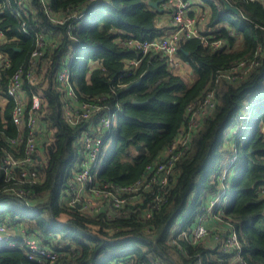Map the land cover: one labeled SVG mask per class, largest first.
Returning <instances> with one entry per match:
<instances>
[{
	"label": "trees",
	"instance_id": "16d2710c",
	"mask_svg": "<svg viewBox=\"0 0 264 264\" xmlns=\"http://www.w3.org/2000/svg\"><path fill=\"white\" fill-rule=\"evenodd\" d=\"M48 1L54 13L70 15L64 23L49 18L39 0H28L27 15L19 18L10 13L15 0H3L6 6L0 12V28L5 33L0 50L11 60L9 68L0 70L3 95L9 76L17 65L26 66L34 47L21 23L27 29L46 31L54 39L43 56L37 83L30 85L42 89L38 121L53 131L46 148L48 162L35 184L7 178L0 169V220L13 232L34 234L58 256L53 263L47 258L42 262L29 259L26 246L18 241L13 247L0 246V264H237L218 239L192 243L175 231L190 229L207 212L232 153L238 161L228 176L237 173L223 183L230 199L219 212L222 226L210 219L206 225L221 237L231 222L246 263L264 264V0H192L189 15L194 10L206 13L197 24L199 32L222 38L224 43L211 49L196 36L177 39V57L185 62L191 78L173 69L160 51L142 53L126 43L168 31L160 16L169 8L161 3L158 9L148 0ZM225 1L237 12L227 8ZM70 55V77L79 99L99 98L101 113L113 110V128L117 122L109 152L113 129L104 136L103 158L91 185L109 182L122 187L140 181L123 192L126 212L118 216L107 218L100 210L82 213L59 202L76 162L75 139L84 129L82 124L68 125L60 115L63 90L54 74L62 58ZM131 58L138 59V64L127 73ZM138 79L139 83L127 88ZM209 92L212 104L203 115ZM134 99L147 101L134 103ZM11 106L8 101L0 111V155L4 149L17 155L24 152L25 146L10 147L6 141L18 135ZM195 113L203 116L189 132L186 148L176 145L166 154L186 134ZM244 113L243 128L230 133ZM19 135L26 138L24 130ZM169 158L171 170L163 190L153 184L150 192L146 165ZM20 187L33 190L34 197L21 199L14 192ZM156 195L160 196L155 201ZM216 212L218 207L213 215ZM63 213L70 218L61 225L57 219Z\"/></svg>",
	"mask_w": 264,
	"mask_h": 264
},
{
	"label": "built area",
	"instance_id": "2783aa9c",
	"mask_svg": "<svg viewBox=\"0 0 264 264\" xmlns=\"http://www.w3.org/2000/svg\"><path fill=\"white\" fill-rule=\"evenodd\" d=\"M39 1L43 5L45 14L58 23H64L65 19L70 16L54 13L50 9L48 0ZM191 4L192 0H164L161 5L169 8L166 15L172 23V28L165 34L156 35L151 38H131L127 40V43L140 50L142 53H146L150 50L160 51L166 56L170 66H174L176 63V42L180 36L184 38L196 36L199 38L202 45L209 46L211 49L221 47L224 43L222 38H216L213 37V35L209 36L199 32L197 24L205 19L206 13L204 14L201 10H196L193 16L189 15L188 11L192 9ZM27 5L28 0H15V5L11 8V16L19 18L22 15H27ZM5 6L3 0H0V12H2ZM71 15L74 16V13ZM21 27L34 42V47L29 53L26 66L17 65V69L9 76L4 88L5 95L0 92V111L4 110L8 101L12 102L10 110L11 121L17 126L18 135L8 136L6 141L10 147L20 145L25 147L24 152L20 155L4 149L3 155H0V169H3V174L7 178L35 184L40 181L43 176V168L48 162L46 148L51 144L53 131L52 128H48L44 123L38 121V116L41 115V102L44 96L39 86L30 88V85L37 83L42 71L43 61L45 60L43 56L49 51L46 49L54 45V39L46 31L35 28L27 29L24 22L21 23ZM6 30H8V28ZM4 36L5 33L3 29L0 28V40H2ZM70 58L71 55L68 59L62 58L61 64L54 74L56 83L59 84L63 90L60 115L63 121L68 125L74 127L82 124L84 129L75 139L76 143L74 144V148L77 154L76 162H74L71 170V176L67 179L65 187L60 193L59 202L71 207H77L82 213H93L100 210L106 213L107 218L114 215L118 216L126 212L124 208L126 197L123 195V192L132 190L140 181H137L134 186L122 187L120 185H112V183L108 184L109 182L102 184L101 187L91 185L99 169L101 159L103 158V154L101 156V147L104 136L113 129L115 113L113 110L101 113L102 106L98 102L99 98L87 100L79 99L73 87V80L70 77L68 66ZM137 64L138 59H129L126 72L130 73L131 66H136ZM10 65V58L0 50V70L9 68ZM25 81L28 85L24 84ZM211 97L212 94L209 92L204 101L202 114H205L206 110H208L212 104ZM65 98L68 100H65ZM202 116L201 113H195L190 121V128L186 134L178 137L172 143L171 148L166 150V154L176 145H183L186 148L188 134L199 126ZM83 122H86L85 125ZM21 130H24L26 134L24 140L19 135ZM171 161L172 158H169L166 161L150 162L146 165V171L149 174V182L146 185L149 186L150 192H153V184H157L160 191L163 190L171 170ZM237 161L238 157L235 153H232L226 159L222 171L220 172L224 174L221 177L219 176L221 188L216 195L209 199L207 212L202 214L196 224L190 229L180 230L176 228L175 231L178 232L177 235H179L180 238L186 239L192 243L201 242L207 237L215 241L218 239L222 244V249L225 252L233 254L231 259L235 263L247 264L240 252L241 244L239 242L238 233L231 222H228V230L221 237H219L218 230L209 228L206 225L209 217L208 214L212 213L209 209L214 210V208L218 207L216 215H213V213L212 215L220 220L219 212L222 206L224 207L229 203L230 196L226 194L223 183L229 182L227 180H231L233 176L236 175L237 172L233 171L232 175L229 177L228 170ZM109 186H111V188H108ZM14 192L23 200H25L24 198L32 199L35 195L33 190L26 187L15 189ZM62 196L64 200L61 199ZM159 196L160 195H156L153 199L156 201ZM209 205H211V207ZM63 214L66 218L61 223H66L69 221L70 216L66 213ZM37 240L34 234L30 235L13 232L10 230L8 224L0 220V246L5 244L6 247H13L17 245L18 241H21V245L26 246L29 259L42 262L44 260L43 258H47L50 263H53L58 256L57 251L42 246Z\"/></svg>",
	"mask_w": 264,
	"mask_h": 264
},
{
	"label": "crops",
	"instance_id": "0c3cea01",
	"mask_svg": "<svg viewBox=\"0 0 264 264\" xmlns=\"http://www.w3.org/2000/svg\"><path fill=\"white\" fill-rule=\"evenodd\" d=\"M160 21L162 23H164L166 26H168V29L169 30L170 28H172V23L170 22V20L168 19L167 15L164 14V15H161L160 16ZM173 69H176L178 70L181 74H185V76L191 78L192 75H191V71H189L186 66H185V62H183L182 60L178 59V57L176 56V63L174 64V66H171ZM213 213V210L210 209ZM212 213H209V217L208 219L212 220V222H215L216 220L218 221V224L220 225V227L222 226V222H220L218 219H216ZM207 219V220H208ZM209 228H213V226L209 227ZM207 238H210V237H207ZM212 239V238H211ZM215 241L212 239V242Z\"/></svg>",
	"mask_w": 264,
	"mask_h": 264
},
{
	"label": "rangeland",
	"instance_id": "374dc122",
	"mask_svg": "<svg viewBox=\"0 0 264 264\" xmlns=\"http://www.w3.org/2000/svg\"><path fill=\"white\" fill-rule=\"evenodd\" d=\"M198 11H199V10H198ZM194 12H195V10H194ZM187 76H188V75H187ZM243 117H247V114H246V113L242 114L241 117H240V120H238V122H237L236 124L233 125V128L230 129V130L228 129L230 133L235 132V131L237 130V128H239L240 130L243 128V127L241 126V123H240V122L242 121ZM116 128H117V122L115 121V123H114V128H113V134H112V137L109 139V143H108V145H107V146H108V149H107L108 151H107V152H109L110 147L112 146L113 139H114V135H115V132H116ZM223 174H224V173H220V177L223 176ZM61 199L64 200V197L62 196ZM227 202H228V201H227ZM209 206L211 207V205H209ZM210 207H209V208H210ZM209 210H210V209H209ZM27 212H28V213H31L30 211H27ZM65 218H66V217L64 216V214H61L60 217L58 218V222L62 225L61 222L64 221Z\"/></svg>",
	"mask_w": 264,
	"mask_h": 264
},
{
	"label": "water",
	"instance_id": "95a60500",
	"mask_svg": "<svg viewBox=\"0 0 264 264\" xmlns=\"http://www.w3.org/2000/svg\"><path fill=\"white\" fill-rule=\"evenodd\" d=\"M163 1H164V0H148V4H149L150 6H152V7H156V8H158V9H161V8L158 7V6H159V4L162 3ZM225 4H226L227 8H229L230 10H232V11H234V12H237V8H236V7L230 5V4H229L228 2H226V1H225ZM15 49H19V47H15ZM139 81H140V80L138 79V80H136V81H134V82L129 83V84L127 85V88H130V87L134 86L135 84L139 83ZM145 101H147V99H145V100H137V99H134V100H133L134 103H143V102H145ZM137 148H138V147H137ZM77 206H79V205H77Z\"/></svg>",
	"mask_w": 264,
	"mask_h": 264
},
{
	"label": "bare ground",
	"instance_id": "6f19581e",
	"mask_svg": "<svg viewBox=\"0 0 264 264\" xmlns=\"http://www.w3.org/2000/svg\"><path fill=\"white\" fill-rule=\"evenodd\" d=\"M126 43H127V41H126ZM128 44V43H127ZM128 45H130V44H128ZM131 46V45H130ZM133 47V46H132Z\"/></svg>",
	"mask_w": 264,
	"mask_h": 264
}]
</instances>
